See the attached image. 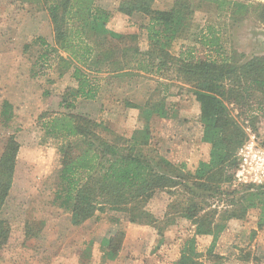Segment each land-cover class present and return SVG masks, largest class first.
I'll return each mask as SVG.
<instances>
[{
  "label": "trees",
  "instance_id": "1",
  "mask_svg": "<svg viewBox=\"0 0 264 264\" xmlns=\"http://www.w3.org/2000/svg\"><path fill=\"white\" fill-rule=\"evenodd\" d=\"M32 1L46 12L53 34V46L43 39L32 43L39 49L37 61L53 56L58 60V78L69 73L74 83L62 92L51 87L43 92L48 99H54L56 94L57 102L55 108L49 105L53 112H47V118L40 119L44 121L41 127L45 137L59 141L60 166L53 203L69 213L72 227L79 228L101 213L109 215L116 226L154 227L162 238L164 230L177 219L185 220L193 231L181 245L175 264H203L201 257L218 264L220 258L214 253L216 241L230 220L242 221L250 210L259 211L257 227H263L264 185L241 186L240 194L237 189L233 190L231 193L239 196L227 202L228 208L219 220H216L218 212L213 203L222 196H229L224 186L231 182L237 151L247 141L243 125L235 120L229 106L237 108L249 121L253 132H256L259 118L264 117L260 116L264 115V56L245 61L234 54L223 56L218 39L212 34L209 44L204 42L208 38L200 39L201 34L199 48L190 47L186 52L173 55L174 42L182 39L191 26L195 0H173L166 10L155 9V0H119L112 11L98 6L96 0ZM197 1H210L219 9L221 5L227 10L233 7V15L248 10L247 5L230 0ZM249 7L255 13L260 10L264 21L263 5ZM114 12L146 19L139 26L145 32L146 50L120 46L125 36L107 28ZM31 49V44L25 45L23 53L29 55ZM100 49L106 55L105 68L98 67L103 62ZM205 49L214 54L208 56ZM82 68L94 76H88ZM106 68H115L116 75L134 69L137 74L174 81L185 87L183 92L197 107V114L195 118H182V132L186 134L192 127L198 128L189 139L195 145L208 147L206 161L197 160L190 165L171 163L149 148L152 138L149 127L133 131L124 143L121 137L122 143L112 140L113 133L96 121L105 110L100 101L101 85L97 75L106 74L103 70ZM36 73L33 71L32 76ZM126 108H142L145 114L165 119L173 113V107L165 105L163 100L159 103L147 101L144 106L126 102ZM12 118V106L4 101L0 113L3 126H8ZM101 130L106 136L99 134ZM18 149L19 144L12 135L0 154V213L13 182ZM158 192H164L170 199L161 218L146 208ZM25 236H32L30 230ZM9 238V224L0 217V250ZM123 239L122 230L103 239L99 249L103 263L121 264L118 258ZM200 239L211 240L205 255L197 251ZM157 244H161V240ZM244 258L259 264L249 254Z\"/></svg>",
  "mask_w": 264,
  "mask_h": 264
},
{
  "label": "rangeland",
  "instance_id": "2",
  "mask_svg": "<svg viewBox=\"0 0 264 264\" xmlns=\"http://www.w3.org/2000/svg\"><path fill=\"white\" fill-rule=\"evenodd\" d=\"M20 1L0 0V113L4 101H11L14 104L10 124L3 126L0 119V154L8 137L13 135L19 144L13 182L0 213V217L10 227L9 241L0 250V264H105L100 260V244L103 239L109 238L118 230L124 232L118 258L121 264H175L181 245L192 235L193 228L187 221L177 219L174 225L164 230L162 238L154 227L133 224L116 226L109 220V215L101 213H97L95 218L87 221L83 226L75 228L69 223V213L59 209L53 203L57 190V171L60 166L59 141L45 137L41 127L44 121L40 119L47 118V115L45 116L47 112H53L49 105L55 108L57 98L55 94L54 99H48L43 92L50 87L52 90L62 92L65 87L73 86L74 83L69 73L58 78L56 73L58 60L53 56L37 61L39 49L32 43L38 39L30 41L32 49L29 55L22 58H6L5 50L17 51L21 48V41L17 39L18 35L13 36L9 33L14 23L22 26L26 19L38 21L37 18H39V24H49L47 14L40 6L32 4V0L24 3ZM230 1L247 5L248 10L233 15V7L227 10L223 9L226 8L225 5H221L219 9L218 5L210 1L198 3L195 0L191 26L182 39L174 42L171 48L172 54L177 55L179 51L186 52L190 47L195 50L199 48L198 40L201 34L200 39L208 38L204 39V42L209 44L212 34L218 39L223 56L232 57L234 54L236 58H240V61L254 56H264V21L259 15L262 12L259 10L260 12L255 13L249 7L256 4L264 6V0ZM113 2L114 0H96L98 6L106 8L112 7ZM172 2L173 0H155L154 8L166 10L171 7ZM145 21L146 19L139 15L125 16L124 21L119 19L108 21L112 24L107 28L125 36L120 46H129L131 49L137 46L140 51H144L147 49V42L145 32L141 31L139 26ZM45 32L47 33V29ZM44 39L47 37L45 36ZM208 50L205 49L204 53L212 56L214 53ZM98 52L103 54L101 56L103 62L98 67L105 68L106 55L102 49ZM128 53L132 54V51ZM34 59H36L35 65ZM113 69H103L106 74L97 75L101 85L100 98L102 97V100L106 98V101L102 103L104 109L110 112H115L117 109L123 110V106L118 105L119 101L124 103L126 97L128 100H133V95L135 98H142L148 89V91H154L150 100L152 103L163 100L165 105L169 104L173 107L172 116L168 118L172 119V123L164 127L158 126V129L166 128L169 132H173L175 130L173 122L180 124L183 128L182 118H195L197 107L184 94L185 87L174 81L164 83L163 79L137 74L134 69L122 75L114 74ZM33 71L37 72L35 77L32 76ZM82 71L88 76H94L86 68H82ZM229 108L235 120L243 125L247 134V141L243 146L253 142L255 150L264 151V117L259 118L256 132H253L249 121L239 114L237 108L234 106L232 108V105ZM96 121L103 123L104 127L113 133L112 140L119 139L121 135L129 131L127 126H121L112 117L97 118ZM188 128H186L187 131ZM197 129L192 127L191 132L186 134L181 129L180 132L169 135L172 138L169 139L167 152L173 148L183 152L181 147L184 146L193 151V159L186 162L187 164H193L197 160L206 161L208 147L198 143L195 145L190 141L197 133ZM154 133L152 132L150 149L156 150L163 156L162 145L157 142V136ZM99 134L106 136L107 133L101 130ZM241 148L236 154L237 165L232 171V180L229 185L224 186V191L230 193L229 196H222L213 203V208H216L218 212L216 220H219L224 210L228 208L227 202L239 196L233 195L231 193L233 190L237 189L236 191L240 194L241 186L253 185L238 182L235 178L242 162L239 156ZM182 163L185 162L182 161ZM169 201L167 194L158 192L147 203L146 208L153 215L161 218ZM258 219L259 211L254 209L248 212L244 220H230L227 223L226 229L214 246V253L220 258L218 264H255L254 261L245 260L244 257L247 254L256 259L259 264H264V225L259 229ZM27 230H30L32 236H25ZM158 240H161V244H157ZM210 243L209 239H200L197 243V251L205 255ZM201 259L203 264H213L205 257Z\"/></svg>",
  "mask_w": 264,
  "mask_h": 264
},
{
  "label": "crops",
  "instance_id": "3",
  "mask_svg": "<svg viewBox=\"0 0 264 264\" xmlns=\"http://www.w3.org/2000/svg\"><path fill=\"white\" fill-rule=\"evenodd\" d=\"M118 3H119V0H114L112 7H109V8L102 7V6L101 7L105 10L112 11L118 6ZM37 19L38 21H40L39 18ZM113 19H116V20L119 19V20L124 21L125 16L119 12H114L109 22L112 21ZM38 21L37 20L31 21L29 19H26V22L23 21L22 26L16 25V23H14L13 28L10 30L9 33L12 34L13 36L18 35L17 39L21 41V48L17 51L10 50V49L5 50L4 52H5L6 58L13 59L17 57H21V58L24 57L25 55H27V54H23L24 46L29 45L31 42L37 39H43L44 41L49 43L51 46H53V34H52V28H51L50 22L49 24L45 23L43 25V23L39 24ZM111 24L112 23H108L107 26ZM45 29H47V33L45 32ZM45 36L47 37V39H44ZM166 82L167 81H164V83ZM155 88L157 89V87ZM166 90L167 89L165 88V91ZM153 92L154 91H148L147 89L146 94L143 95L142 98L141 97L135 98L133 95V98H132L133 100H128V98L126 97L125 98L126 101L124 103H122V101H119L118 103L119 107L123 106V110L117 109L115 110V112H110L108 109H105L104 112H102L98 118L105 119L106 117H112L116 121H118V123L121 126H127V128H129L127 130L129 131L125 129L127 132L124 133L123 136L121 135V137H123V143H124V140H128L130 138L133 131L137 129H143L145 127H149V130L151 131V136H152V132H155L154 135L157 136L156 137L157 142H159L162 145L161 147V151H163L162 155L168 161L174 164L182 163V161L185 163L190 162L192 155H193L192 154L193 151L191 149L189 150L187 147H184V146L181 147L183 152H179V150H177L176 148H173L170 152H167L169 149L167 148V146L169 145V139L172 138V137H169V135H174L177 131L180 132L182 129V127H180V124L173 122L175 125L174 127L175 130L173 132H169L168 129L166 128L165 130L158 129V126L164 127L166 126V124L172 123V119L158 118L154 115L145 114L142 108L141 109L126 108V102L132 103L137 106H140V105L144 106V104L147 101L151 100ZM100 99L102 100V97ZM105 101H106V98H103L101 103ZM8 103L11 106L14 105L12 104L11 101H8ZM107 138L109 139V136ZM117 141L122 142L120 138L119 140L117 139ZM150 147L151 146H149V148Z\"/></svg>",
  "mask_w": 264,
  "mask_h": 264
},
{
  "label": "built area",
  "instance_id": "4",
  "mask_svg": "<svg viewBox=\"0 0 264 264\" xmlns=\"http://www.w3.org/2000/svg\"><path fill=\"white\" fill-rule=\"evenodd\" d=\"M253 142L240 149L242 162L235 174L238 182L244 184H264V151L255 150Z\"/></svg>",
  "mask_w": 264,
  "mask_h": 264
}]
</instances>
